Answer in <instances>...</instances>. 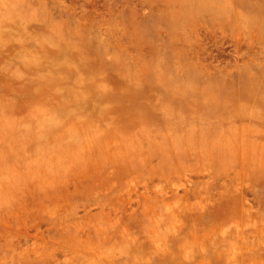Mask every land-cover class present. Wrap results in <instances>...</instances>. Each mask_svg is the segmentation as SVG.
<instances>
[{
	"label": "rangeland",
	"instance_id": "rangeland-1",
	"mask_svg": "<svg viewBox=\"0 0 264 264\" xmlns=\"http://www.w3.org/2000/svg\"><path fill=\"white\" fill-rule=\"evenodd\" d=\"M0 264H264V0H0Z\"/></svg>",
	"mask_w": 264,
	"mask_h": 264
},
{
	"label": "bare ground",
	"instance_id": "bare-ground-1",
	"mask_svg": "<svg viewBox=\"0 0 264 264\" xmlns=\"http://www.w3.org/2000/svg\"><path fill=\"white\" fill-rule=\"evenodd\" d=\"M199 172V171H198ZM130 199V198H129ZM232 261V260H231ZM229 263H230V261H229ZM232 263V262H231Z\"/></svg>",
	"mask_w": 264,
	"mask_h": 264
}]
</instances>
